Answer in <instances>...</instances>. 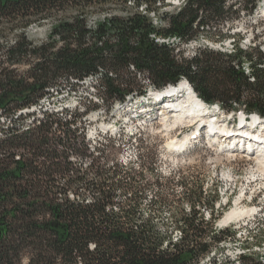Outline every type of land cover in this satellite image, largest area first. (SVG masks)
<instances>
[{"label": "trees", "instance_id": "1", "mask_svg": "<svg viewBox=\"0 0 264 264\" xmlns=\"http://www.w3.org/2000/svg\"><path fill=\"white\" fill-rule=\"evenodd\" d=\"M259 2L237 9L230 0H184L163 12L165 0H0V264H219L210 255L236 231L218 228L216 197L207 201L202 182L175 183L150 155L117 160L108 134L90 144L77 126L90 106L73 116L45 112L28 126L19 119L64 83L91 78L108 111L187 80L209 105L264 118V51L236 43L232 52L199 47L185 57L158 42L223 43L231 35L221 28ZM44 25L47 38L32 40L29 30ZM164 211L171 223H160ZM262 260L244 253L238 264Z\"/></svg>", "mask_w": 264, "mask_h": 264}, {"label": "rangeland", "instance_id": "2", "mask_svg": "<svg viewBox=\"0 0 264 264\" xmlns=\"http://www.w3.org/2000/svg\"><path fill=\"white\" fill-rule=\"evenodd\" d=\"M183 1L165 0V7L162 11L173 12ZM230 4L237 9L244 6L243 0H230ZM152 15L155 25L158 26L160 19L156 15L155 19ZM47 31L48 27L45 25L34 26L29 30V37L36 42L44 41L47 38ZM226 33L231 36L223 41V46L216 42L218 40L207 38L183 45L179 44L180 42L176 38L158 39V42L178 47L176 52L180 50L185 57H192L199 47L232 52L236 43L243 49L257 48L264 51V0H260L254 14L246 15L242 12L240 19L233 26L221 28V34ZM248 67L246 64L245 68ZM100 91L97 79L91 78L81 83L71 81V84L64 83L58 90H52L43 102V106L45 104V112L62 113L64 110H68L72 116L76 113L78 115L83 113V110L77 111L79 107L90 106L89 112L85 114L84 118L77 119V126L84 129V134L90 144L94 145L99 137L102 138L108 134L116 140L117 144L111 149V152L113 153L112 157L117 160L123 163L127 161L139 163L140 154L150 155L156 162L158 172L163 176L173 174L175 183L182 177L192 185L202 182L207 201L216 197L215 213L218 228L236 231L234 239H227L218 246L217 253L213 252L210 256L217 259L219 264H238L240 254L246 253L253 254L255 258H263L262 262L264 263V187L253 182V171L257 170L259 166L255 156L244 153V151H236L234 156H230L227 154L229 152L218 145L219 142H216L218 144L201 142L185 152L172 150L168 148L167 144L173 138L183 139L186 135L191 134L193 131L191 124L185 123L167 129L159 120V109L148 108L150 114L144 117H137L133 111H130L133 110L132 107L122 105L108 111L101 100ZM222 112L224 120L230 119L229 127L236 129L240 113L234 116L232 113L228 114L223 110ZM44 115V112L39 114L35 110L30 113L26 112L20 116V125H31L33 116L43 119ZM1 123L5 124L6 121H1ZM140 138L144 141V148H141ZM88 161V159L84 160L85 167ZM147 176L149 179L151 178L149 173ZM234 188L236 189L234 190ZM174 192L177 199L183 195L180 185H175ZM245 192L246 195H244ZM242 195L245 200L243 207H257L258 212L241 222L221 224L222 218L235 206V202ZM154 196L155 193L152 191L146 193L144 199L146 215L149 214L151 200ZM253 197L254 200L251 202ZM227 199H229V203L226 205ZM181 207L188 209L186 203H181ZM203 213L206 219L210 218L211 211L209 209L203 210ZM159 221L160 223H171L170 212L164 211ZM174 237H178V231L174 233ZM201 264H210V259L205 258Z\"/></svg>", "mask_w": 264, "mask_h": 264}, {"label": "bare ground", "instance_id": "3", "mask_svg": "<svg viewBox=\"0 0 264 264\" xmlns=\"http://www.w3.org/2000/svg\"><path fill=\"white\" fill-rule=\"evenodd\" d=\"M152 16L155 18V14H153ZM154 24L156 23L154 22ZM246 72L248 73L249 69H247ZM185 83L186 81L180 82L176 86H172L170 89V92H174L177 94L183 93ZM154 93H156V91L153 92L152 94ZM190 93L191 92L188 91L186 95H183L184 97L181 102H174V101L170 102L169 101L167 102L166 106H162V108L159 109L160 122L167 129L180 126L188 122L191 123L192 126H196L200 124V126L202 125L211 131V133H208V137L212 138L210 140H212L214 144L216 142H219L218 145L221 146L225 151L229 152L227 153L228 155L234 156L236 152L231 151L232 149L231 141L232 140H229L228 138L222 139V137H224L223 134H226L229 131L225 127L226 123L221 122L219 124H216V123L210 122L209 120H205L204 113L209 110L208 108H206V106H204L206 105V103L203 100H200L198 96L195 97L194 95H190ZM43 102H45V99L41 100L38 106H33L32 109H28L24 111L23 113H26V112L30 113V111H33V110H35V112L37 111L39 114H42V112L45 113V104L43 106ZM252 116L254 117V119H257V118L262 119L256 114ZM193 135H194L193 137H191L190 134L186 135L183 139L173 138L167 144V146L168 148L172 150L182 151L188 144L193 143V141L201 137V134L198 135V133L197 134L194 133ZM251 135L253 136V134ZM234 140L238 142L241 139L239 137H235ZM222 141L223 143H221ZM245 145H248L247 149L253 152L251 155L255 156V159L258 161V164H259L257 170L253 171V177H254L253 182H257L258 185H261L262 187H264L263 186V182H264V143L259 144V141L249 138L247 139V143H245L243 147L246 149ZM244 153H246V151H244ZM243 203H244V199L242 195L235 202V206L222 218L221 224L241 222L255 215L258 212L257 207H250V208L243 207Z\"/></svg>", "mask_w": 264, "mask_h": 264}, {"label": "built area", "instance_id": "4", "mask_svg": "<svg viewBox=\"0 0 264 264\" xmlns=\"http://www.w3.org/2000/svg\"><path fill=\"white\" fill-rule=\"evenodd\" d=\"M43 99H47V98H43ZM43 99H42V100H43ZM26 129H28V128L26 127ZM242 254H243V253H242ZM210 257H211V256H210ZM209 259H210V258H209Z\"/></svg>", "mask_w": 264, "mask_h": 264}]
</instances>
